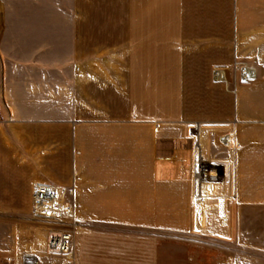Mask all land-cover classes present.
Masks as SVG:
<instances>
[{"label":"crops","instance_id":"1","mask_svg":"<svg viewBox=\"0 0 264 264\" xmlns=\"http://www.w3.org/2000/svg\"><path fill=\"white\" fill-rule=\"evenodd\" d=\"M168 1L177 6L169 19L161 12V0H118V7L104 9L96 0H73L70 25L25 27V32L45 33L41 41L56 50L53 62L69 69L68 75L3 78L9 119L0 145L8 148L0 150V161L25 162L18 182L27 187L28 202L32 182H49L71 189L75 214L79 209L90 222L121 223L100 209H122L125 224L152 228L166 222L175 229L191 223L193 201L200 206L214 193L209 178L202 198H193L191 171L177 168L174 154L161 158L160 145H174L182 140L178 133L202 119L190 114L197 106L192 97L212 90V69L229 63L224 50L242 30L235 17L245 13V0ZM250 31L264 34V24ZM254 38L248 34L242 42ZM220 69L231 77L228 66ZM235 141L230 134V147ZM17 172L0 166V191L17 182L12 179ZM227 206L224 196L210 206L217 225L223 224ZM161 208H167L166 220ZM208 223L201 216L198 229L204 231ZM223 231L217 226L209 236ZM151 240L143 232L78 231L69 259L74 264H155Z\"/></svg>","mask_w":264,"mask_h":264},{"label":"rangeland","instance_id":"2","mask_svg":"<svg viewBox=\"0 0 264 264\" xmlns=\"http://www.w3.org/2000/svg\"><path fill=\"white\" fill-rule=\"evenodd\" d=\"M249 1L250 4L245 0L241 5L245 13L235 17V23L242 30H236L237 37L233 36L231 46L224 50L230 57L229 63L218 64L212 69L213 72L228 66L231 77L227 82H216L211 75L213 89H204L202 94L192 97L197 106L190 114L202 115V119H196L190 129L178 133L182 140L174 145L166 141L160 145L165 152L161 158L174 154L176 167L191 171L192 180L193 150L200 141L205 168L211 171L210 175L216 172L212 181L214 193L206 196L200 206L193 201L188 217L191 223L182 222L175 229H168L166 222L151 224L152 228L125 224L122 209H100L121 223L90 222L79 215L77 209L71 227L74 235L89 230L143 232L152 239L153 248H150L155 264H264V34L250 31L253 26L258 29L264 24V0ZM118 3V0H96L98 9L118 7ZM169 3L161 0V12L164 11L168 19V12L177 10L176 4ZM72 12L73 0H0V139L7 136L5 126L9 119L3 78L69 73L67 65L62 68L53 62L56 50L46 48V43L41 41L45 33L25 32V27L70 25ZM248 34L255 40L242 42ZM63 51H67V47ZM243 66L254 72V79L240 80L239 69ZM230 134L235 135L236 141L233 148H226L221 138ZM1 147V151L8 148L7 145L5 149ZM15 163L16 166L0 161L1 167H15L19 173L12 177L16 183H8L0 191V264H27L28 259L35 264H74L70 255L46 253L47 227L31 219L27 187L18 182L21 174H25V162L16 160ZM218 196H224L228 204L222 225H217L216 209L210 207L217 203ZM152 210L155 213L156 209ZM157 210L163 215L161 219L166 220L167 208ZM205 215L212 223L203 225L207 233L198 227L201 216ZM185 226L190 228L184 230ZM217 226H222L223 233L209 236Z\"/></svg>","mask_w":264,"mask_h":264},{"label":"built area","instance_id":"3","mask_svg":"<svg viewBox=\"0 0 264 264\" xmlns=\"http://www.w3.org/2000/svg\"><path fill=\"white\" fill-rule=\"evenodd\" d=\"M251 69L243 66L239 69L242 82L251 81L254 75L248 74ZM230 135L221 138L224 147H230ZM204 166L201 147L197 142L192 156V187L193 197L198 196L195 179L204 183L207 177L213 179ZM71 189L49 182L34 181L30 186V217L32 220L46 225V253L51 255H72L74 247V233L72 225L76 214L72 202ZM10 262V259H7Z\"/></svg>","mask_w":264,"mask_h":264},{"label":"bare ground","instance_id":"4","mask_svg":"<svg viewBox=\"0 0 264 264\" xmlns=\"http://www.w3.org/2000/svg\"><path fill=\"white\" fill-rule=\"evenodd\" d=\"M250 73H251V75H254V72L252 70L250 72L248 71V74H250ZM212 79H213V81H216V82H218V81L227 82L228 77L226 75V70L225 69H214L212 72ZM202 184L203 183H201L199 180L195 179L194 187H196V189H197L196 191L198 192V196L194 195V197L197 200H200L202 197V191H201ZM198 185H199V189H198ZM26 262H27V264H35V262L31 259H28Z\"/></svg>","mask_w":264,"mask_h":264}]
</instances>
